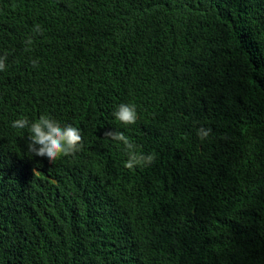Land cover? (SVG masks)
Segmentation results:
<instances>
[{
	"label": "trees",
	"instance_id": "1",
	"mask_svg": "<svg viewBox=\"0 0 264 264\" xmlns=\"http://www.w3.org/2000/svg\"><path fill=\"white\" fill-rule=\"evenodd\" d=\"M5 53L0 264H264V0H0ZM42 114L83 150L30 153Z\"/></svg>",
	"mask_w": 264,
	"mask_h": 264
},
{
	"label": "clouds",
	"instance_id": "2",
	"mask_svg": "<svg viewBox=\"0 0 264 264\" xmlns=\"http://www.w3.org/2000/svg\"><path fill=\"white\" fill-rule=\"evenodd\" d=\"M33 33L43 35V29L39 24L34 26ZM33 42L34 36L25 39L26 51L30 50ZM7 59V53L0 56V71L5 70ZM32 65L38 67V62L33 60ZM113 115L123 125H134L138 119L137 106L134 103H121ZM11 126L15 129H28V151L35 156L46 158L49 162L61 157L74 156L84 148V138L80 128L69 123L62 125L50 115L42 114L31 122L27 117L18 118L12 121ZM210 135H212L211 128L201 126L197 130V136L201 141ZM104 136L123 144L127 154L124 166L128 169L151 165L157 158L155 153L145 154L139 151L138 146L122 131L112 129L105 131Z\"/></svg>",
	"mask_w": 264,
	"mask_h": 264
}]
</instances>
